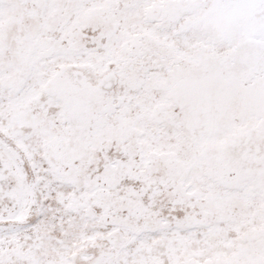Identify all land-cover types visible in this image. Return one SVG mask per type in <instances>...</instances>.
<instances>
[{
	"label": "snow or ice",
	"instance_id": "1",
	"mask_svg": "<svg viewBox=\"0 0 264 264\" xmlns=\"http://www.w3.org/2000/svg\"><path fill=\"white\" fill-rule=\"evenodd\" d=\"M0 264H264V0H0Z\"/></svg>",
	"mask_w": 264,
	"mask_h": 264
}]
</instances>
